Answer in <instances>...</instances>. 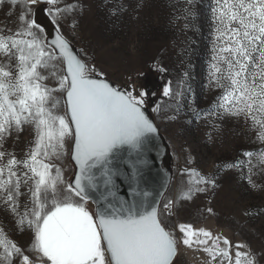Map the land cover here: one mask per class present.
Instances as JSON below:
<instances>
[{
    "label": "snow or ice",
    "instance_id": "1",
    "mask_svg": "<svg viewBox=\"0 0 264 264\" xmlns=\"http://www.w3.org/2000/svg\"><path fill=\"white\" fill-rule=\"evenodd\" d=\"M198 2L179 4L173 22L183 21L181 30L194 27ZM105 4L119 18L136 14L144 0ZM209 7L208 86L218 95L207 109L195 106L189 64L175 87L172 80L163 86V97L175 102L168 119L180 118L191 94L188 110L211 128L209 141L232 122L260 147L213 164L215 172L183 168L187 180L165 200L145 175L159 135L151 113L160 114L161 103L148 107L156 92L131 77L112 83L85 48L75 49L62 28L70 21L75 37L79 0H0V212L10 217L8 225L0 222V264H174L180 244L206 254L204 264H264L245 241L172 220L181 202L215 195L224 172L264 190V0H211ZM38 11L54 34L38 22ZM155 70L169 72L161 64ZM66 161L75 165L74 178L65 175ZM187 163H194L191 155ZM122 183L130 198L120 194ZM14 233L30 242L19 243Z\"/></svg>",
    "mask_w": 264,
    "mask_h": 264
},
{
    "label": "rangeland",
    "instance_id": "2",
    "mask_svg": "<svg viewBox=\"0 0 264 264\" xmlns=\"http://www.w3.org/2000/svg\"><path fill=\"white\" fill-rule=\"evenodd\" d=\"M79 2L84 10L76 16V35L72 36L70 21L62 28L65 34L78 49L88 51L93 57L91 62L114 84L123 86L129 77H138L140 85L156 92L148 107L151 109L161 103L160 114L153 113V118L169 143L173 170L171 187L164 196L165 200L173 195L175 186L182 178L187 180V176L181 177L183 168L196 167L204 173L215 172L213 164L233 160L243 150L260 147L251 142L249 137L252 134L245 132L241 124L232 122H226L223 134L216 136L214 142L209 141L207 134L211 128L203 120L193 119L188 110L191 94L182 101L184 107L180 118L177 121L168 119L174 114L175 102L163 97V86L172 80L175 87L182 73L189 70V64L195 106L207 109L218 95L208 86L212 48L211 0H199L196 5L199 18L194 22V27L186 31L181 30L183 21L179 25L173 22L180 14L179 4L182 0H144V6L136 14L125 13L119 18L111 15L105 0ZM0 19H3V13H0ZM158 64L167 67L169 72L156 71ZM189 155L194 158L191 165L187 163ZM64 167L65 175L72 178L74 164L66 161ZM256 179L259 183V179ZM219 182L221 188L215 195L200 194L191 202H181L175 209L177 215L172 217L173 222L192 223L195 227H205L214 233L223 232L233 241L249 243L258 254L264 255V214H255L264 208V190L251 189L246 181L239 180L234 171L222 173ZM206 207H212L216 214L203 211ZM245 211H251L253 215L245 216ZM9 220L10 217L0 212V222L8 225ZM13 238L24 245L30 242L27 234L14 233ZM205 260L206 254L203 252L180 244L174 264H204Z\"/></svg>",
    "mask_w": 264,
    "mask_h": 264
},
{
    "label": "water",
    "instance_id": "3",
    "mask_svg": "<svg viewBox=\"0 0 264 264\" xmlns=\"http://www.w3.org/2000/svg\"><path fill=\"white\" fill-rule=\"evenodd\" d=\"M39 7L44 8L46 6L40 5ZM38 22H40L44 25H47L46 30L52 31L54 34L53 26L51 25L48 18L46 17V14L42 11H38ZM73 45H74L75 49L78 50L77 46L74 43H73ZM149 110H150V108H149ZM151 115L153 118V113H151ZM171 157H172V155L170 154L169 143L166 141L165 137L163 136V134L161 133L160 128H159L158 138L153 139L151 142V145H150V151L148 152V159L150 161V164L145 171V175L149 178L150 184L154 185L155 189H158L160 191H164V196L166 195V193L170 189L172 178H173V170H171ZM74 167H75V165H74ZM74 173H75V171H74ZM74 176H75V174L73 175L72 178H74ZM167 178H170V183L168 184L167 191H165L163 188V185H164L165 180ZM145 186L149 187V185H145ZM127 191H128L127 185L122 183L120 194L125 195L126 198H130L127 196ZM162 201H161V204H162ZM94 208H95V206H94ZM176 258H175V260H176ZM175 260H174V263H175Z\"/></svg>",
    "mask_w": 264,
    "mask_h": 264
},
{
    "label": "built area",
    "instance_id": "4",
    "mask_svg": "<svg viewBox=\"0 0 264 264\" xmlns=\"http://www.w3.org/2000/svg\"><path fill=\"white\" fill-rule=\"evenodd\" d=\"M131 80L137 84H140L138 83L139 82L138 77H131Z\"/></svg>",
    "mask_w": 264,
    "mask_h": 264
},
{
    "label": "crops",
    "instance_id": "5",
    "mask_svg": "<svg viewBox=\"0 0 264 264\" xmlns=\"http://www.w3.org/2000/svg\"><path fill=\"white\" fill-rule=\"evenodd\" d=\"M93 205H91V207H92Z\"/></svg>",
    "mask_w": 264,
    "mask_h": 264
},
{
    "label": "trees",
    "instance_id": "6",
    "mask_svg": "<svg viewBox=\"0 0 264 264\" xmlns=\"http://www.w3.org/2000/svg\"><path fill=\"white\" fill-rule=\"evenodd\" d=\"M74 171H75V169H74ZM75 174V173H74Z\"/></svg>",
    "mask_w": 264,
    "mask_h": 264
}]
</instances>
